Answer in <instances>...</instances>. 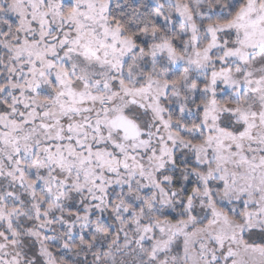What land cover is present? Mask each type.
<instances>
[{
    "label": "snow or ice",
    "instance_id": "6c2138e0",
    "mask_svg": "<svg viewBox=\"0 0 264 264\" xmlns=\"http://www.w3.org/2000/svg\"><path fill=\"white\" fill-rule=\"evenodd\" d=\"M0 264H264V0H0Z\"/></svg>",
    "mask_w": 264,
    "mask_h": 264
}]
</instances>
